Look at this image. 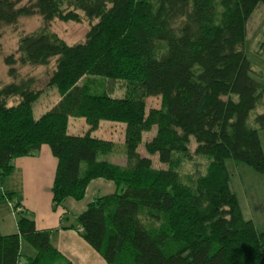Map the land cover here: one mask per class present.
Instances as JSON below:
<instances>
[{
    "label": "trees",
    "instance_id": "1",
    "mask_svg": "<svg viewBox=\"0 0 264 264\" xmlns=\"http://www.w3.org/2000/svg\"><path fill=\"white\" fill-rule=\"evenodd\" d=\"M217 2L231 8L221 23L214 20ZM260 2L0 0L4 25L32 14L45 23L78 21L80 11L96 20L83 42L68 44L43 28L19 38L18 57H5L10 76L16 61L55 58L47 85L59 99L36 117L33 104L41 90L0 80V201L6 196L18 209L13 193L1 191L4 179L17 157L34 156L46 144L57 159L53 208L81 199L92 179L115 184V192L96 197L69 226L109 264H264V231L244 219L225 164L230 158L264 173V110L255 126L249 121L260 82L236 48ZM87 76L122 80L128 90L121 97L94 92L83 81ZM11 96L19 100L8 106ZM151 96L161 98V106L147 110ZM70 117L83 118L88 130L70 133ZM101 121L124 124L125 165L107 159L113 141L91 136ZM153 127L144 150L163 168L138 152L143 133ZM191 150L208 159L194 187L182 184L176 169L175 155L190 158ZM22 239L37 251L26 264H71L51 243L49 230L37 229L21 210L17 232L0 233V264H18Z\"/></svg>",
    "mask_w": 264,
    "mask_h": 264
},
{
    "label": "rangeland",
    "instance_id": "2",
    "mask_svg": "<svg viewBox=\"0 0 264 264\" xmlns=\"http://www.w3.org/2000/svg\"><path fill=\"white\" fill-rule=\"evenodd\" d=\"M226 10L228 14L231 8H227L226 5H222L219 2L216 3L214 16L216 23L223 21V15ZM95 22L96 20L86 18L83 12L80 11V20L78 21H62L55 18L45 23L40 15L32 14L21 16L15 24H0V80L2 85L24 82L32 90H41L39 98L33 104V112L35 115H39L47 111L59 99L57 89L47 85L51 72L55 68V58L42 64H21L19 61H16L13 64L15 74L10 76L8 74V66L4 64L5 57L11 54L15 58L18 57V54L15 53L18 40L24 34L44 28L49 32L56 33L68 44H75L85 40L91 24ZM236 48L246 54L251 64L252 74L260 82L259 100L249 116L251 125L255 126V116L264 110V2H260L251 12L246 23L245 35L237 43ZM83 81H86L93 91L97 93L106 91L113 96L121 97L128 90L127 83L122 80L87 76ZM18 100L19 98L17 96H11L7 99V105H15ZM146 106L147 110L160 107L161 98L157 96L147 97ZM75 120V118L70 120L69 129L71 133L76 135L84 134L88 128L87 124L84 121L81 124L78 122L75 123ZM91 133L93 137L111 140L115 143L114 152L107 156V159L113 160L112 158H114L115 162L121 163L122 165L126 164L123 146L124 124L112 121H101L99 127ZM154 134L155 127L151 131L143 133V140L138 148V152L141 155L149 156L144 150V143L150 140ZM259 135L264 149V129H260ZM194 144V141H192L191 149H193ZM192 151V157L190 158H185L181 154H176L175 156L178 158L176 169L182 184L194 187L196 179L206 173L208 159L204 156L194 155ZM149 157L152 159L155 168L164 167L158 161L157 156ZM225 164L230 175V187L239 199L243 209L249 211L251 214L252 212H256L253 214H259L258 209L262 205L264 197H261L258 192L264 191V173H259L248 165L237 163L230 158L225 161ZM9 178L10 176L6 178V184L9 183L7 181ZM13 181L16 184L18 178L13 177ZM263 208L264 206L259 210H263ZM259 215H261V212ZM142 218L144 219V216ZM145 221L148 223L147 220ZM29 246L31 245L29 244Z\"/></svg>",
    "mask_w": 264,
    "mask_h": 264
},
{
    "label": "crops",
    "instance_id": "3",
    "mask_svg": "<svg viewBox=\"0 0 264 264\" xmlns=\"http://www.w3.org/2000/svg\"><path fill=\"white\" fill-rule=\"evenodd\" d=\"M41 114L35 116L39 117ZM72 118H69L68 123L70 133L69 125ZM75 119V123L85 122L83 118ZM112 159L110 161L122 165L115 162L114 158ZM56 166L57 159L46 144L41 146L36 155L17 157L13 161V169L8 175L10 178L7 180L9 183L6 184L7 176L1 191L3 194L13 193L14 202L18 204V209L15 210L13 202L6 196L3 197L0 201V233L3 235L16 233L17 210L25 211L34 220L37 229L49 230L51 243L71 264H109L97 250L81 237L76 229L69 226L75 222L76 216L86 209L88 203L96 197L115 192V184L104 178L92 179L81 199L67 198L61 205L53 208L51 188ZM13 177L18 178L16 184ZM258 193L264 197L262 196L264 191ZM238 202L244 219L251 220L258 230L264 231V208L259 210L264 206V201L258 209L261 215L253 214L256 212L249 213L243 209L239 199ZM31 247L27 241L21 240V256L18 264H26L28 257L36 256V249Z\"/></svg>",
    "mask_w": 264,
    "mask_h": 264
}]
</instances>
